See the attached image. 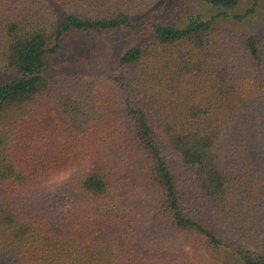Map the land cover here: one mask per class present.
Instances as JSON below:
<instances>
[{
  "label": "trees",
  "instance_id": "1",
  "mask_svg": "<svg viewBox=\"0 0 264 264\" xmlns=\"http://www.w3.org/2000/svg\"><path fill=\"white\" fill-rule=\"evenodd\" d=\"M157 1L0 0V73L21 75L0 87V264H264V43L193 18L111 74L44 75L66 34L137 29Z\"/></svg>",
  "mask_w": 264,
  "mask_h": 264
},
{
  "label": "rangeland",
  "instance_id": "2",
  "mask_svg": "<svg viewBox=\"0 0 264 264\" xmlns=\"http://www.w3.org/2000/svg\"><path fill=\"white\" fill-rule=\"evenodd\" d=\"M252 0H242L241 4L232 10H218L203 2V0H158L153 8L138 15L133 23L140 26L137 29L123 28L116 31L72 32L64 36L57 53L46 58L44 75L47 78L94 79L113 73L120 56L132 47L143 46L153 38V25L161 24L172 27H185L193 18L203 21H213L214 26L229 35H249L258 42L264 43V2H261L252 13ZM227 17H221V14ZM242 16V20L234 19ZM17 72L0 73V87L20 78ZM162 143V141H161ZM171 165L180 172H185L182 164L162 143ZM76 175L75 170L54 178L37 194L38 204L47 210L48 207L65 211L69 201L62 199L60 194ZM193 181V176H189ZM211 223L223 232L213 218Z\"/></svg>",
  "mask_w": 264,
  "mask_h": 264
}]
</instances>
